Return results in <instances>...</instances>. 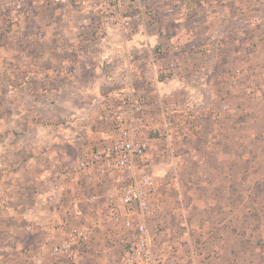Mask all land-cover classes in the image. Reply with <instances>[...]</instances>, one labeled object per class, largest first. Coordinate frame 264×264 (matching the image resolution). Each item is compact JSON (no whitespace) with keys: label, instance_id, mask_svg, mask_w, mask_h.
I'll use <instances>...</instances> for the list:
<instances>
[{"label":"rangeland","instance_id":"obj_1","mask_svg":"<svg viewBox=\"0 0 264 264\" xmlns=\"http://www.w3.org/2000/svg\"><path fill=\"white\" fill-rule=\"evenodd\" d=\"M18 3L21 8L16 7ZM153 6L161 9L166 29L159 63L173 65V71L160 90L151 88V108L157 112L163 102L183 117V128L173 132V140L155 132L150 142L162 208L150 225L153 247L177 264H196L197 260L202 264H264V0H154ZM13 15L20 18L14 31L24 41L44 29L47 21L55 30L64 28L61 44L53 43L55 51L70 59L71 67L82 62L90 71L96 69L88 52L92 45L82 38L84 16L73 0H0V36L14 35L12 24L7 25ZM16 65L12 53L0 57V68ZM237 69H242L243 77L231 93L228 84ZM7 78L4 72L0 74V86ZM60 78L56 75L59 81L54 80L58 86ZM90 79L99 85L101 76L91 75L84 81ZM207 82L212 91L205 86ZM96 88L94 93L84 91L78 96L81 114L61 115L60 98L53 103L52 117L65 130L63 153L52 158L59 163L55 174L68 158L76 156L74 147L84 149L100 137L95 105L102 90ZM3 95L0 105L5 102ZM38 112L47 115L45 109ZM74 119L79 120L77 124L71 122ZM36 146L47 150L51 141L38 138ZM33 158L32 171L22 176L25 186L8 188V196H17L14 206L28 214L53 164H48L44 152ZM51 217H41L35 229L44 225L50 234ZM205 232L212 233L206 241ZM22 241L28 243L30 238L23 236Z\"/></svg>","mask_w":264,"mask_h":264},{"label":"built area","instance_id":"obj_2","mask_svg":"<svg viewBox=\"0 0 264 264\" xmlns=\"http://www.w3.org/2000/svg\"><path fill=\"white\" fill-rule=\"evenodd\" d=\"M73 1L101 76L99 85L86 87L102 90L95 105L100 137L84 149L74 147L76 156L59 173H53L59 163L51 164L30 213L35 222L52 215L54 264H177L154 249L150 230L162 213L149 156L152 134L169 138L183 128L180 113L163 102L156 112L150 103L151 88L160 90L173 71L159 63L166 35L162 11L154 0ZM242 77V69L234 71L231 93Z\"/></svg>","mask_w":264,"mask_h":264},{"label":"crops","instance_id":"obj_3","mask_svg":"<svg viewBox=\"0 0 264 264\" xmlns=\"http://www.w3.org/2000/svg\"><path fill=\"white\" fill-rule=\"evenodd\" d=\"M0 20V26H2L3 18ZM19 20L17 15H13L8 21L7 25L12 24L11 31H16ZM63 22L68 24V21ZM43 27L45 30L43 28L37 30L26 41L21 39L15 31L12 36H0V57L7 58L12 53L17 60V65L12 69L0 68V74L4 72L5 76L9 77L0 86V93L3 92L5 99V102L0 105V264H54L50 257L51 235L48 227L42 225L40 229H35L40 223L36 224L34 217L31 213L28 214V211L22 212L19 206H14L17 196H8L11 193L8 192L10 190L8 188L12 190V188L20 189L25 186L22 176L24 172L32 171L35 161L33 154L44 152V155L48 157V164L54 163L52 158L62 155L64 139L62 133L65 134V130L57 126V120L51 114L56 98H60L58 106H60L61 115L69 116L73 111L81 114L79 111L81 98L79 99L78 96L84 91L94 93L97 90L95 86L91 89L86 88L94 79H90L89 82L84 80L85 77L98 75V68L92 72L82 62L75 63L71 67V60L60 56L55 51L53 43L61 44L64 39V28L55 30L56 26L50 21L45 22ZM26 42L30 47L25 45ZM58 68H61V71L57 70ZM56 75L61 76L60 86L54 81H59ZM205 86L212 91L211 84L207 82ZM39 108L46 110L45 117L37 113ZM77 114L75 113L72 117H77ZM78 121L74 119L71 122L77 124ZM8 135H10V141L7 140ZM172 137L162 139L170 141L173 140ZM38 138L51 141L49 149L41 151L36 146ZM206 184L209 185L205 181ZM189 198L192 202V196ZM177 201L182 202L180 197ZM206 205L208 206L207 203L205 207ZM210 234L212 233H204L205 241ZM23 236L29 237L30 241L24 243ZM195 263L202 264L198 260Z\"/></svg>","mask_w":264,"mask_h":264}]
</instances>
